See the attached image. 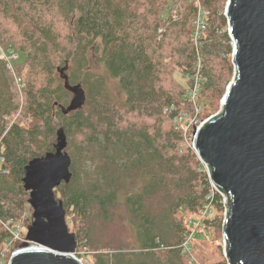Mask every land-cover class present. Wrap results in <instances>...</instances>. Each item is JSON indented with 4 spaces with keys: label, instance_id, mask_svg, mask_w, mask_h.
<instances>
[{
    "label": "trees",
    "instance_id": "trees-1",
    "mask_svg": "<svg viewBox=\"0 0 264 264\" xmlns=\"http://www.w3.org/2000/svg\"><path fill=\"white\" fill-rule=\"evenodd\" d=\"M224 1L199 0L206 28L195 43L196 5L188 0H0V44L24 55L15 68L20 88L0 61V248L31 208L24 168L54 153L61 135L70 179L54 194L77 227V247L96 252L92 264H184L186 219L206 207L221 212L222 199L184 146L177 122L196 106L173 71L181 69L190 86L198 78L210 105L219 101L234 72ZM97 43L104 77L87 71L88 50ZM63 76L85 93L84 105L68 113L72 94ZM105 78L117 81L120 106L107 96ZM122 216L136 248L92 246L93 230Z\"/></svg>",
    "mask_w": 264,
    "mask_h": 264
},
{
    "label": "water",
    "instance_id": "water-1",
    "mask_svg": "<svg viewBox=\"0 0 264 264\" xmlns=\"http://www.w3.org/2000/svg\"><path fill=\"white\" fill-rule=\"evenodd\" d=\"M225 15L234 48V76L222 97V111L198 131L194 148L215 190L227 199L222 231L228 264H264V0H229ZM62 75V70H60ZM64 88L72 98L63 109H80V85ZM59 135L55 152L24 168V189L33 222L26 244L9 264H82L54 188L70 179V159Z\"/></svg>",
    "mask_w": 264,
    "mask_h": 264
},
{
    "label": "rangeland",
    "instance_id": "rangeland-1",
    "mask_svg": "<svg viewBox=\"0 0 264 264\" xmlns=\"http://www.w3.org/2000/svg\"><path fill=\"white\" fill-rule=\"evenodd\" d=\"M222 4L224 13V10L226 8V0ZM226 26L227 31L228 25L226 24ZM161 30L162 31L160 33L158 32L159 37L164 32L163 28H161ZM157 39L160 38L157 37ZM229 39L231 51L233 52V46L231 45L233 44V40L230 38V36ZM96 45L88 50L87 71L91 75L104 77L103 66L98 62V55L100 53V47L98 46L99 43H97ZM19 54L21 57V62H23L24 55L20 52ZM229 62L233 64V62L231 61V55L229 58ZM233 76L234 72L232 73V76L229 78V80L226 81L223 94L220 97L219 101L214 106H212L206 101V99H201L202 96L196 84L198 78L194 79L195 84H193V86H190V79L186 78L182 70L179 68L174 69L173 79L175 80V83L178 84L180 88L186 90L185 94L190 96V100L192 101L194 107L196 106L193 113L194 115H192L191 113H189V115L187 116L186 114H183L181 115L183 119H180L177 122L178 128H180L179 130L183 133L182 135L184 138V146H187L186 144L188 143L190 144L192 132L195 128L199 127L202 123L206 122L210 118L215 117L222 111L221 100ZM105 91L107 96L113 103L119 106L122 104L123 95L118 89L116 80L105 78ZM18 117L19 115L14 116L11 119V122L15 121ZM221 199V212L206 207V212H204L203 210L198 214V216H195V218L188 217L186 219L185 223L189 230V235L187 237V240L183 244L184 254L186 256L184 264H228L227 258L225 256V243L222 231L223 221L227 214V201L223 198ZM122 217V219L118 217L114 222L102 225L94 229L90 239V243L92 244V246L99 245L106 247L109 250L121 247L123 248V250L121 251H131L132 249L136 248L137 242L134 229L132 228L131 224H129L124 219V216ZM206 219L220 220V227L213 228L207 225H203V220ZM32 222V209L29 208L23 211V214L18 217L17 222L12 226V234L14 235L13 240H11V242L5 241L1 245L0 264H9L11 253L18 251L20 248L24 247L25 244L27 246L29 245V243H26L25 239L28 234V227L31 226ZM66 222L69 228V232L74 233L77 227H74L67 220ZM5 226H7V224H5L4 227ZM77 248L78 250L76 252V255L80 258L78 260H81L82 264H92V256L96 252L92 251L89 247H86V245H78ZM109 250L106 251L110 252L111 250Z\"/></svg>",
    "mask_w": 264,
    "mask_h": 264
},
{
    "label": "built area",
    "instance_id": "built-area-1",
    "mask_svg": "<svg viewBox=\"0 0 264 264\" xmlns=\"http://www.w3.org/2000/svg\"><path fill=\"white\" fill-rule=\"evenodd\" d=\"M189 2H193L195 5H196V18H195V21H194V32H193V40L195 43L198 42V40L200 39L201 37V34L202 32L204 31V29L206 28V21H205V18H206V12L205 10L200 6L199 4V0H188ZM229 0H226V6L228 4ZM226 9V8H225ZM171 17L173 18V20H176V17H177V13H178V7H173L171 9ZM223 15L225 16L226 18V23L228 25V30H229V24H228V20H227V17L225 15V10H224V13ZM227 30V31H228ZM162 30H159L158 32L160 33ZM228 36H229V31H228ZM234 48V43L231 44ZM0 61H2L4 64H5V67L6 69L14 75V78H15V84L18 88H20V78H17L15 76V68L18 64L21 63V57H20V54L19 52L17 51H14L12 49H7V48H4L1 44H0ZM182 117H180L178 120H180ZM211 119V118H210ZM209 119V120H210ZM208 121V120H207ZM206 121V122H207ZM202 123L199 127L195 128L194 131L192 132V138L190 140V144L188 143L187 145L196 153L195 151V148H194V140L197 136V133L199 131V129L206 123ZM197 155V153H196ZM198 156V155H197ZM199 158V157H198ZM201 164L203 165L206 173H207V176L210 180V176H209V172L206 168V165L204 164V162L199 158ZM211 183V181H210ZM211 186L212 188L215 190L213 184L211 183ZM216 191V190H215ZM219 193V192H218ZM221 198L225 199L227 201V199L225 198V195L222 194V193H219ZM204 212H206V208L204 209ZM14 237V235H13ZM13 240V238H12ZM15 240V239H14ZM17 251H15L14 253H11V256H10V260L11 258L13 257V255L16 253ZM73 256L76 258V255L73 253ZM78 259V258H77ZM81 262V260H79ZM82 263V262H81Z\"/></svg>",
    "mask_w": 264,
    "mask_h": 264
}]
</instances>
